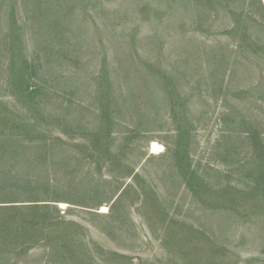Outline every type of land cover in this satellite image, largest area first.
<instances>
[{"label": "rangeland", "instance_id": "1", "mask_svg": "<svg viewBox=\"0 0 264 264\" xmlns=\"http://www.w3.org/2000/svg\"><path fill=\"white\" fill-rule=\"evenodd\" d=\"M0 264H264V0H0Z\"/></svg>", "mask_w": 264, "mask_h": 264}, {"label": "bare ground", "instance_id": "2", "mask_svg": "<svg viewBox=\"0 0 264 264\" xmlns=\"http://www.w3.org/2000/svg\"><path fill=\"white\" fill-rule=\"evenodd\" d=\"M161 149L162 147L155 142H152L150 145V150L152 153H158L161 151ZM102 210H103L102 213H105L107 209L106 207H102Z\"/></svg>", "mask_w": 264, "mask_h": 264}]
</instances>
